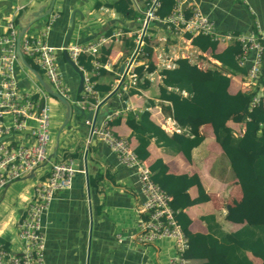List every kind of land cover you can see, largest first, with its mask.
<instances>
[{"label": "crops", "instance_id": "obj_1", "mask_svg": "<svg viewBox=\"0 0 264 264\" xmlns=\"http://www.w3.org/2000/svg\"><path fill=\"white\" fill-rule=\"evenodd\" d=\"M85 1L60 0L61 9L57 7L54 10V4L51 14L31 24L23 35L41 38L46 25L54 18L46 38H42L51 46L62 47L70 12ZM50 2L51 0H17V3H11L9 0H0V33H7L9 21H13L18 32L21 26L26 24L28 13L41 5L48 7ZM199 2L203 12L215 21L220 31L247 32L255 28L257 24L258 29L264 34V0H199ZM95 4L96 0L94 7H96ZM81 22L77 25L75 22L74 29H77L75 35L72 32L74 41H71V35L69 42L83 46L96 43L101 34L107 35L119 28L131 31L138 26L135 19L128 21L129 30H125L124 26L116 25L114 20L103 23L99 28L96 25L85 27ZM108 27H111V31L106 33ZM154 34L151 42V61L154 65H156L158 54L182 51L191 53L190 57L188 56L190 61L195 64L198 62V65L203 68L208 66L210 59L219 63L214 65V69L222 67L221 63L212 56L210 48L202 51L186 39L168 35L163 26L155 27ZM37 35L38 37H34ZM158 36L165 37V40L158 41ZM127 38L131 37L126 35L122 40L99 48L98 60L101 56V47L111 46V52L106 56V61L112 63V69L104 68L109 74L101 76L100 80H97L95 75L93 79L95 85L96 81H99L101 89L109 87L103 96L97 92V100H101L98 103L97 117L105 120L109 114H112L109 122L111 130L127 138L136 153L139 151L143 154L141 158L149 165L158 167L164 164L169 174L198 177L204 190L203 196L207 198L190 204L182 210L187 217V228L191 233L211 234L218 237L221 230L226 232L238 230L245 224L244 215L242 210L235 212L230 209H237V206L242 204V192L211 125L203 124L190 128L182 120L171 116L168 109L171 103L159 98L162 74L156 68L151 72L144 70L145 73L140 81L147 79L149 84L146 88H140L137 93H130L131 88L127 90L120 86L115 88V82L121 72V64L131 57L129 47L125 43ZM230 44L234 45V43L227 45ZM227 45L218 44V47ZM28 63L38 71L39 68L37 69L32 59ZM57 65L70 91L69 102L79 105L86 113L89 110H95L98 105L90 109L89 104H83L79 102L80 99H77L79 77L66 62L62 50L57 51ZM19 67L18 70L24 75L22 79L18 76L15 64L21 89L25 88L27 91L33 89L32 92L45 91L27 68L22 65ZM83 71L89 70L83 69ZM41 72H39L41 77L49 84ZM147 73L151 74L147 75ZM231 78L230 92L244 88L240 87L244 76L232 75ZM92 100L95 102V99H91V102ZM144 111H147L149 116L141 118L140 115ZM64 112L63 107L62 111L56 115L59 123L57 126L61 127ZM80 113L72 106L71 115L67 121L71 123L69 127L65 125L68 127L67 133H64L65 127H63L59 134L61 140H58V143L51 137L50 154L55 150L57 155L56 159L51 161H60L71 156L79 171L75 173L71 187L55 193L43 215L46 264H165L176 253L174 240L160 238L147 244L137 240V235L141 232L142 219L137 209L143 196L136 173L133 169L121 165L114 153L96 138L87 142L89 126L85 122L87 118ZM131 116L134 120H131ZM241 116V113L230 116L228 124L233 130L241 129ZM137 121L140 124L137 129H133L132 123ZM64 136H71V140L62 141ZM196 136L201 137L200 142L188 150V139ZM11 140L33 143L28 133L14 135ZM85 152H87L86 160ZM45 170H48V165L38 170L39 172L27 174L0 189V241L13 251L20 249L16 222L23 214L26 204L31 200L34 183ZM97 173L101 174L102 179L97 182V185H90V178L94 179ZM187 193L191 199L202 195L196 185L190 186ZM177 221L181 225L180 220L177 219ZM181 221L184 222V219ZM247 255L253 264L261 263V259L250 252H247ZM199 263L200 261H188V264Z\"/></svg>", "mask_w": 264, "mask_h": 264}, {"label": "built area", "instance_id": "obj_2", "mask_svg": "<svg viewBox=\"0 0 264 264\" xmlns=\"http://www.w3.org/2000/svg\"><path fill=\"white\" fill-rule=\"evenodd\" d=\"M130 1L137 13L135 18L137 28L131 31L119 28L107 35L101 34L97 42L90 45L68 42L66 46L69 58L83 72V89L79 102L89 104L90 109L101 101L97 100L93 77L99 73L100 68L112 69L110 61L102 64L97 59L100 46L122 40L126 35L133 39L131 57L124 62L125 66L115 82V88L119 86L125 90L134 88L142 78L136 67L139 65L148 67L149 54L145 46L158 25L163 26L168 35L178 39H184L185 34H201L222 45L239 43L241 49L236 55L237 63L242 67L247 66L242 86L248 90L258 78L260 69L264 66V34L258 29L257 24L247 32L220 31L215 21L203 12L199 0H174L170 13L164 17L157 14V9L161 5L160 0ZM53 19L46 25L42 37L46 38ZM7 28V33H0V189L27 174L35 173L46 163L48 170H45L34 183L31 200L16 222L19 251L11 250L0 241V264H46L43 215L55 193L71 187L73 177L79 169L71 156L60 161L49 160L50 106L45 101V91H24L19 86L15 71V64L18 62L15 53L17 30L13 21L7 23ZM42 37L30 38L23 35L20 40L21 50L43 72L52 89L68 99L70 91L57 65V51L63 47L51 46ZM164 40L165 37L158 36V41ZM81 53L93 57L91 71L85 72L79 65ZM183 55L190 57L191 53L162 52L157 55L155 68L160 71L171 69L175 67L176 60ZM215 64L219 63L211 59L205 68L196 63L205 70H213ZM91 99H95V102H91ZM261 102L264 105V87L259 88V92L252 98L249 113L255 112ZM111 118L112 114H109L99 124L93 117L86 119L85 122L89 126L87 142L96 138L114 153L121 165L135 171L143 196L137 209L142 216L141 232L137 235V240L147 244L160 238H170L175 242L176 253L165 264H188L184 257V252L188 248V238L175 217L176 210L171 207L172 195L152 179L149 164L138 156L130 141L111 130L109 125ZM15 133H28L33 143L10 140L8 135Z\"/></svg>", "mask_w": 264, "mask_h": 264}, {"label": "trees", "instance_id": "obj_3", "mask_svg": "<svg viewBox=\"0 0 264 264\" xmlns=\"http://www.w3.org/2000/svg\"><path fill=\"white\" fill-rule=\"evenodd\" d=\"M160 1L161 5L157 9V14L164 17L170 13L174 0ZM95 6L99 9L102 4L96 1ZM107 7L114 9L124 20L136 18L137 13L131 6L130 0H114L107 3ZM124 29L129 30V27L124 26ZM110 31L111 27H108L106 33ZM184 39L202 51L210 48L212 56L221 63L222 67L213 70L200 69L190 61L188 56L183 55L176 60L175 67L161 71L159 98L170 102L168 109L171 116L182 120L188 127L211 125L242 192V204L230 211L242 210L245 224L234 232L221 230L218 237L211 234L191 233L187 228V217L182 210L190 204L207 198L203 196L204 190L198 177L169 174L167 167L161 164L158 167L149 165L152 179L172 195L171 207L176 210L175 216L180 220L182 229L188 238V248L184 252V257L188 261H200L199 264H253L247 255V252H250L261 259L260 264H264V105L261 102L253 113H249L248 110L252 98L259 92V88L264 87V66L261 67L258 78L250 89L239 88L235 92H230L231 76L243 77L247 72V66H239L235 58L240 52V45L234 43V45L219 48L216 42L201 34H185ZM152 41L153 38L148 40L145 46L149 54L148 67L145 68L143 65L136 67L140 77H143L144 70L151 72L155 69L151 61ZM125 43L131 52L134 47L133 39L127 38ZM100 51L99 60L105 62L106 56L111 52V46L101 47ZM25 58L31 62V58L28 56ZM92 59L91 55L81 53L79 65L91 71ZM38 71L41 72L39 69ZM106 74L109 72L100 68L96 75L97 80ZM96 82L94 87L100 96H103L109 87L101 89L99 81ZM148 84L149 81L143 79L129 92L137 93L140 88H146ZM76 96L80 99L81 93ZM235 113L242 114L240 119L242 127L237 130H233L228 124L230 116ZM140 116L141 118L147 117L149 113L144 111ZM131 120H134L133 116ZM139 124L138 121L132 123L133 129H137ZM200 140L201 137L198 136L188 139L187 149L197 145ZM137 154L140 158L143 157L139 151ZM101 179V174L97 173L94 179L90 178V185H97ZM192 185L198 187L201 196L194 199L189 197L187 190ZM182 219L184 222L181 221Z\"/></svg>", "mask_w": 264, "mask_h": 264}, {"label": "water", "instance_id": "obj_4", "mask_svg": "<svg viewBox=\"0 0 264 264\" xmlns=\"http://www.w3.org/2000/svg\"><path fill=\"white\" fill-rule=\"evenodd\" d=\"M55 0H51L50 5L48 7H46L45 5H41L40 7H37L36 9H34L33 11H31L30 13H28L27 15V21L26 24L21 26L20 30L17 32V37H16V48H15V53L17 55V59L18 62L25 68H27L32 74L33 76L38 80V82L41 84V86L43 87V89L51 96L55 97L61 104H63L65 106V114H64V120L63 123L60 127V130L58 131L56 140L58 143L59 140V134L61 129L66 125L67 121L70 118L71 115V108L72 106L75 107L77 110H79L81 113V116L86 117L87 119H90L93 117V119L96 121V123H100L102 120V117L99 118V116L97 117V112L99 110V105L95 108V110H89L88 113H86L79 105L77 104H73L70 103L68 99H66L65 97H63L62 95H60L59 93L55 92L51 86L44 81V79L41 77L40 73L33 67H31L29 65V63L27 62L25 55L23 54L21 47H20V40L21 37L23 36V34L25 33V31L27 30V28L45 18L46 16L50 15L52 10H53V5H54ZM77 13H81L80 9L78 8H74L71 10L70 15H69V21H68V28L67 31L64 35V39L62 42V53L64 55V58L66 60V62L72 67V69L78 74L79 77V84L77 87V94L80 93L83 89V72L75 65V63L69 58L68 53L66 51V46L68 44V42L70 41L72 32L74 30V26H75V18H76V14ZM124 63L121 64L120 66V71L122 72L123 68H124ZM123 78V76H122ZM58 145V144H57ZM86 154L87 152L84 153V159L86 160ZM56 151L54 150L53 153L50 154L49 156V160L51 159H56ZM47 165V163H46Z\"/></svg>", "mask_w": 264, "mask_h": 264}, {"label": "rangeland", "instance_id": "obj_5", "mask_svg": "<svg viewBox=\"0 0 264 264\" xmlns=\"http://www.w3.org/2000/svg\"><path fill=\"white\" fill-rule=\"evenodd\" d=\"M94 1L95 0H86L85 3L78 6L81 13L76 14V18H75L76 25L82 21L81 15H83L82 17H84V20L81 22V24L84 25L85 27L90 26V25H96L99 28V26H101L103 23L108 22L109 20H114L115 24L118 26H128L129 27L128 21H130V20H127V21L124 20L117 12H115L114 9L107 7V3L112 2L114 0H96V1H100L102 4V6L99 9L94 7ZM9 2L17 3V0H9ZM55 2L56 3H54L55 4L54 10L57 7H58V9H61L60 0H55ZM43 19H41V20H43ZM76 30L77 29H74L73 35H75ZM73 35H72L71 41H74ZM34 37H38V35L34 36ZM152 38H154V35H152ZM115 51H117V50H115ZM16 66H17L18 76L20 79H22L24 77V75L18 70V69H20L19 66H21V65L16 63ZM250 86L252 87L253 84ZM240 87H243V86L241 85ZM23 90L27 91V89H25V88H23ZM28 90H30L31 92L33 91V89H28ZM45 94H46V100L45 101L48 104H50V107H51L50 115L52 118L50 120V136L52 137V139H54V142H55L56 141V133L58 131V128L60 127V125L57 126L59 123H58L56 115H58L62 111V108L63 107L65 108V106L63 104H61L55 97H52L51 95L47 94L46 92H45ZM64 114H65V112H64ZM70 123H71V121L67 122L66 126L69 127ZM52 124H54V127H52ZM68 127H65L64 133H67ZM68 134H70V133H68ZM14 135H17V134L16 133L12 134V136H10V137L12 138ZM10 137H9V139L11 140ZM70 137L71 136H64L62 138V141L63 140L66 141L68 139L71 140ZM59 140H61V138H59Z\"/></svg>", "mask_w": 264, "mask_h": 264}]
</instances>
